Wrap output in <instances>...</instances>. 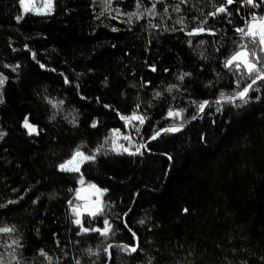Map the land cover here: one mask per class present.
I'll use <instances>...</instances> for the list:
<instances>
[{
	"label": "trees",
	"instance_id": "1",
	"mask_svg": "<svg viewBox=\"0 0 264 264\" xmlns=\"http://www.w3.org/2000/svg\"><path fill=\"white\" fill-rule=\"evenodd\" d=\"M255 3L53 0L50 14L21 16L20 0H0V228L14 229L0 232V264H264V81L246 103L221 100L256 75L226 68L228 57L244 51L264 67L258 42L236 31L264 15ZM205 100L198 120L148 142ZM133 111L143 124L121 119ZM113 129L147 147L114 152ZM80 145L101 148L81 173L108 190L83 226L107 218V235L83 232L69 212L78 174L58 164ZM133 233L137 250L111 245L107 263L110 242L135 245Z\"/></svg>",
	"mask_w": 264,
	"mask_h": 264
},
{
	"label": "snow or ice",
	"instance_id": "2",
	"mask_svg": "<svg viewBox=\"0 0 264 264\" xmlns=\"http://www.w3.org/2000/svg\"><path fill=\"white\" fill-rule=\"evenodd\" d=\"M246 2L249 4H252L254 7H259V5H257L255 3V0H246ZM228 3L229 4L233 3V0H228ZM20 4L23 6V9L25 12H29V11L48 12L53 7V0H44V8L43 9L35 8L33 3H32V0H20ZM153 9H155V4L152 5V9L148 10L149 14H152V15L155 14ZM216 11L217 12H225V11H227V9L224 6H221V7L217 8ZM212 15H215V13H212ZM251 16H252V18H251V20H249L247 22L246 26L243 28H237L236 31L240 32L244 36L250 37L254 43L258 42L259 45L264 46V15H258L257 13H252ZM17 19H20V17L18 16ZM181 23H182V21H181ZM206 30L207 29H205L204 27L193 28L192 32H190L189 35H192V34H195L198 32H204ZM189 43H191V41H189ZM261 51H264V47L261 48ZM234 62H235V64H234ZM242 64L247 69V73L249 76H251L253 73L256 74L255 79L252 81V84H248L246 87H243V89L241 91H238L236 93V96H239L246 103L247 101L245 98L247 97L252 86L255 84L256 80L264 81V67H259L256 63L250 61L247 57V53L244 51H237L233 55L228 57L225 61L224 66L227 68V67L234 65V67L236 69H241ZM154 70H155V67L153 66V71ZM185 75H191V74L190 73H182L179 78L183 79ZM6 80H7V77L4 76L2 73H0V85H3ZM237 83H239V80L237 81ZM171 87L172 86H169L170 89H171ZM156 95H159V93H156ZM221 98L222 99L224 98L223 95H221ZM228 99L234 100L235 97H228ZM0 102H3L2 94H0ZM193 103H195V101H193ZM208 103L209 102L207 100L200 103L199 104L200 111H203L204 107ZM138 107H139V105H137V108ZM183 111H184L183 109H177L174 111L173 109L170 108L168 110L167 115L170 117L174 116V115H180ZM194 118L195 117H193V119ZM121 119H123L125 121H129V122H131L133 120H138L140 124H143L146 117L142 114H137L136 111H133L128 116L122 115ZM73 122H75V121H73ZM93 126H95V121L93 122ZM24 127L28 129L29 133L37 132L36 125L30 124L28 122L27 117L25 118V121H24ZM182 127H183V124H180L179 127L169 126L166 128H160L158 131H156L154 133L153 136H151L149 138L150 139H156L157 137H159L161 135V133L177 132V131H179V128H182ZM112 131H113V133H119L120 132L119 129H113ZM3 135H4V133L0 132V138H2ZM121 135L123 136L124 140H127L130 143L132 142V137L130 135H124V134H121ZM118 139H119L118 136L113 137L111 145H110L111 149L116 151L117 153H119L121 151H124V152L129 151L128 148L117 143ZM105 140L107 141L108 137H105ZM142 147H147V145L142 144V145L136 147L135 152L139 153L141 151ZM100 151H101V148L98 146L97 148L92 149L91 154H89V153L85 152L84 150H82V145L77 146V148L74 150L71 157L69 159L65 160L63 163H60L58 165V167L62 171L80 173V166L82 164H84L85 162H94L97 158L96 154L99 153ZM165 155L167 156L168 154L165 153ZM168 158L173 159V157H171V156H169ZM80 183L82 185L85 183L82 173H81ZM88 188L93 190V194L97 197L96 200L91 201L89 198L82 197L81 196V189H76L75 191H76L77 198L85 200V203L83 205H80V204H72V202L69 201V203L72 205V210L76 216L75 223L78 225H81V230L83 232L94 231V232H99L103 235H107L109 230L111 229V225H110L109 220L107 218H105L103 220V224L105 225V227H103V228H101L99 226L96 228H88V227L83 226V221L81 219L82 211L87 212L89 214V216H91V217H96L98 213L103 211V208L100 206L99 196L102 195L104 192L108 191L106 188H100L96 184H89ZM185 211H187V209H185ZM125 215H127V214H125ZM140 223L142 224V223H144V221L141 220ZM13 230L14 229L11 227L0 228V232H11ZM135 235L136 234L133 233V236H135ZM14 243H16V242L14 241ZM123 247L125 248V250H130L132 252H135L137 250V245H123ZM40 253L42 255L47 256V253H45L43 249L40 250ZM88 253L92 254V249H88ZM49 259H51V258L49 257ZM77 264H79V261H77Z\"/></svg>",
	"mask_w": 264,
	"mask_h": 264
},
{
	"label": "rangeland",
	"instance_id": "3",
	"mask_svg": "<svg viewBox=\"0 0 264 264\" xmlns=\"http://www.w3.org/2000/svg\"><path fill=\"white\" fill-rule=\"evenodd\" d=\"M32 3H33V5H34V7L35 8H38V9H43L44 8V0H32ZM29 12H31V13H34V14H37V15H43V14H50L51 12H52V9L50 10V11H48V12H43V11H40V12H37V11H29ZM24 13H26L25 11H24V9H23V6L21 5V10H20V14H21V16H22V14H24ZM259 44V43H258ZM259 47H260V49L262 48V47H264V46H262V45H259ZM263 53H264V51H262ZM252 62H254L253 60H251ZM243 65V64H242ZM5 84V83H4ZM4 84L3 85H0V94H2V89H3V86H4ZM226 98V97H225ZM235 98H237V99H235V100H232V101H236V100H240L241 98L239 97V96H235ZM200 112V111H199ZM199 114V113H198ZM201 116V115H200ZM195 119V118H194ZM193 120V119H192ZM192 120H190V121H192ZM189 121V122H190ZM188 123V122H187ZM134 125V126H139V125H141L140 123H139V121L138 120H133V121H131V122H129V121H126V125L127 126H130V125ZM176 127H178V126H176ZM27 129V128H26ZM27 131H28V129H27ZM127 131V130H126ZM0 132H2L3 133V131L0 129ZM29 132V131H28ZM121 134H124V135H130L131 137H132V142L130 143L129 141H127V140H124L123 139V136L121 135ZM114 136H118L119 137V139L117 140V143L118 144H120V145H123L124 147H126V148H128L129 149V151H127V152H124V151H121V152H119V153H125V154H138V153H136L135 152V149H136V147H138V146H140L141 144H138L137 143V141L135 140L136 139V136H134L130 131H127V132H122V131H120L119 133H113V131H112V133H111V136H110V141L112 142V139H113V137ZM114 151V150H113ZM114 152H116V151H114ZM141 152V151H140ZM139 152V153H140ZM117 153V152H116ZM71 157V156H70ZM70 157H68V158H66V159H64V160H62L60 163H63L65 160H67V159H69ZM59 163V164H60ZM58 164V165H59ZM81 167H82V165L80 166V173H77L78 175H77V177H78V179H79V182H78V186H77V188L76 189H81V196L82 197H86V198H89L91 201H94V200H96L97 199V197L93 194V190H91V189H89L88 188V185L89 184H95L94 182H92V181H89V180H86L85 178H83L84 179V181H85V183L82 185L81 183H80V180H81ZM58 169L59 170H61L59 167H58ZM69 172V171H68ZM74 173H76V172H74ZM103 196H104V193L102 194V195H100L99 196V202H100V206L103 208ZM85 203V200H83V199H78L77 198V196H76V191H75V193H74V199H73V202H72V204H80V205H83ZM91 206V205H90ZM69 212L71 213V215H72V219H73V221H74V223H75V219H76V216H75V213L73 212V210H72V205H70V207H69ZM101 213V212H100ZM100 213H98L97 215H99ZM84 215H89L87 212H83L82 211V215H81V219H82V217L84 216ZM76 224V223H75ZM81 226V225H80Z\"/></svg>",
	"mask_w": 264,
	"mask_h": 264
},
{
	"label": "water",
	"instance_id": "4",
	"mask_svg": "<svg viewBox=\"0 0 264 264\" xmlns=\"http://www.w3.org/2000/svg\"><path fill=\"white\" fill-rule=\"evenodd\" d=\"M250 84H252V82L250 83ZM235 99H237V98H235ZM234 99V100H235ZM221 100H225V101H228L229 99H228V97H226V98H223V99H221ZM208 101V100H207ZM201 113H202V111H200L199 112V114L195 117V119H193L192 121H190V122H188L187 124H185V125H183V127L182 128H179V131H182L184 128H186V127H188L190 124H192L193 122H195L196 120H198L199 119V117H200V115H201ZM28 119V118H27ZM179 127V126H178ZM178 131V132H179ZM164 133H161V135H163ZM154 139H150L148 142H151V141H153ZM147 145V144H146ZM130 211V210H129ZM128 213V212H127ZM126 216V215H125ZM135 240H136V244L135 245H137L138 246V238H137V236L135 235ZM115 244H118V245H126V244H124L123 242H120V241H118V240H112L111 242H110V244H109V246H108V254H109V259H108V262L107 263H109L110 262V251H109V248H110V246L111 245H115ZM132 252V251H131Z\"/></svg>",
	"mask_w": 264,
	"mask_h": 264
}]
</instances>
